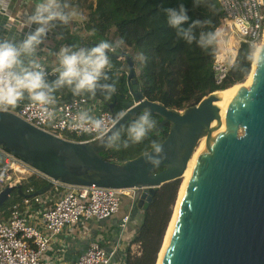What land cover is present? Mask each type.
I'll use <instances>...</instances> for the list:
<instances>
[{"label":"water","instance_id":"water-1","mask_svg":"<svg viewBox=\"0 0 264 264\" xmlns=\"http://www.w3.org/2000/svg\"><path fill=\"white\" fill-rule=\"evenodd\" d=\"M114 58H124L127 65L130 99L121 123L148 108L161 119L154 132L168 127L159 167L148 165L143 153L121 163L106 161L101 156L106 149L98 141L64 140L3 110L0 147L64 185L133 190V221L161 186L180 182L199 142L218 131L187 184L161 264H264V64L256 61L249 87L235 93L226 107L215 105L219 99L215 92L197 105L175 111L143 98L128 54L119 51ZM108 110L114 113V106ZM49 189L44 186L31 196ZM13 190L0 193V207ZM15 190L21 195L20 187Z\"/></svg>","mask_w":264,"mask_h":264},{"label":"built area","instance_id":"built-area-1","mask_svg":"<svg viewBox=\"0 0 264 264\" xmlns=\"http://www.w3.org/2000/svg\"><path fill=\"white\" fill-rule=\"evenodd\" d=\"M216 1L222 9V18L217 27L221 31V36L220 44L216 47L212 70L214 83L219 86L226 79L234 63L239 44L246 43L255 49L261 42L264 32V0ZM0 14L6 16L1 9ZM86 21L87 16L82 13L75 21L72 32L68 30L69 33L83 38L84 36L78 32L85 33L83 25ZM57 33H63L65 37L64 26L56 25L47 39L55 38ZM230 38L233 39L232 45H229ZM119 51L113 53L112 58L121 63L120 70L127 79L124 58H114ZM45 60L43 57L41 62L50 68ZM51 79L54 77L49 76V80ZM58 95L56 117L52 122L42 119L37 109L26 99L14 107L0 110L13 113L29 125L64 140L80 143L97 141L95 136L72 126L73 114L76 111L73 98L66 99L67 94L64 92ZM127 97L130 99L128 89ZM102 104L103 101L98 94L97 98L86 102L93 115L108 122L114 113L104 110ZM83 106L85 105H81ZM31 178L44 183L45 186L50 185V189L41 195L31 196L36 192L32 186L27 185ZM17 187L21 189V199L9 205L4 212H0V264H40L41 256L46 252L52 239L73 227H80L79 232L82 235H89V223L112 218L118 213L122 200L124 198L131 200L133 195V190L61 184L37 172L0 147V193L6 188L14 189L13 192H16ZM143 213L144 211L138 210L137 216H142ZM130 214L129 205V210L120 220L122 235L127 233L131 222ZM127 250L130 255H139L140 246L137 243L130 245L128 242L125 248H121L118 242L107 249L100 241L90 239L74 261L68 263L53 261L50 264H125Z\"/></svg>","mask_w":264,"mask_h":264},{"label":"trees","instance_id":"trees-1","mask_svg":"<svg viewBox=\"0 0 264 264\" xmlns=\"http://www.w3.org/2000/svg\"><path fill=\"white\" fill-rule=\"evenodd\" d=\"M209 3L211 6L202 3L199 7L193 8L191 0H185L190 18L208 21L203 26L205 31L216 29L222 18L219 3L216 0H209ZM75 4L77 12L78 9H84V3L75 1ZM175 5L176 0H91L85 9L87 21L83 28L86 37L70 34L68 29H64L65 37L62 42L91 46L102 39L122 40V46L143 56L136 73L137 87L143 98L170 110L182 111L189 106L197 105L209 94L243 83L251 71L254 48L251 47L250 50L249 44L240 43L226 79L221 85H215L212 63L216 49L202 51L194 44L186 45L175 38L174 31L167 26L162 12L163 8ZM232 43L233 40L230 39L229 45ZM112 65L113 71L110 75L112 74L117 81V93L111 101L100 98L104 110L113 105L116 113L125 110L129 98L125 75L120 70L121 63L112 58ZM70 97L69 94L66 95V99ZM153 117L158 125L160 117L157 115ZM167 131L168 127L165 126L158 132H153L152 137L161 143ZM146 147L147 142L119 153L106 149L101 156L106 161L121 163L139 156ZM179 184V181L169 182L155 192L129 241L130 245L139 244L140 253L130 255L127 250L125 264H155L172 216ZM27 185L32 186L35 191L45 186L34 178L29 179ZM20 199L21 196L13 192L0 207V212H4L9 205Z\"/></svg>","mask_w":264,"mask_h":264},{"label":"clouds","instance_id":"clouds-1","mask_svg":"<svg viewBox=\"0 0 264 264\" xmlns=\"http://www.w3.org/2000/svg\"><path fill=\"white\" fill-rule=\"evenodd\" d=\"M191 2L193 8L202 3L211 6L209 0ZM162 12L175 38L186 45L213 51L220 44V29L203 30L208 21L190 18L185 0H176L174 7H165ZM77 15L70 0H36L24 20L26 30L22 37L0 38V108L14 107L26 99L42 119L52 122L56 117L58 94L67 93L76 106L73 127L95 136L101 148L117 153L147 142L143 158L152 168L159 167L163 146L152 137L157 121L150 109L145 108L134 119L121 123L124 111L114 113L106 122L86 106L98 93L104 101H111L117 93V81L110 75L112 54L123 41L102 39L91 46L60 43L55 50L44 47L56 25L67 26ZM55 39L63 41V33H57ZM43 53L54 57V66L47 68L41 62ZM255 58L258 64H264V52ZM49 76L54 79L49 80Z\"/></svg>","mask_w":264,"mask_h":264},{"label":"crops","instance_id":"crops-1","mask_svg":"<svg viewBox=\"0 0 264 264\" xmlns=\"http://www.w3.org/2000/svg\"><path fill=\"white\" fill-rule=\"evenodd\" d=\"M35 3L36 0H0V9L6 14V16L0 14V38L20 39L26 30L24 20L30 14ZM71 3L76 9L77 5L73 1ZM76 20L77 17L75 16L69 25L64 26V29H68L71 33ZM60 43L63 42L50 38L46 39L44 47L55 50ZM42 56L46 59L48 66H54L53 56L47 53H43ZM120 220L121 218L112 217L106 221L91 222L88 224L89 235L87 236L79 232L80 227H73L64 231L51 240L46 252L41 256L40 264H50L53 261L65 263L74 261L83 252L90 239L100 241L107 249L118 242L121 244V248H125L138 225L130 227L131 221L127 233L122 235Z\"/></svg>","mask_w":264,"mask_h":264},{"label":"bare ground","instance_id":"bare-ground-1","mask_svg":"<svg viewBox=\"0 0 264 264\" xmlns=\"http://www.w3.org/2000/svg\"><path fill=\"white\" fill-rule=\"evenodd\" d=\"M263 38H264V32H263V37L261 39V42H259L256 45V47H255V50H254V53H253V56H252L253 57V61H252L251 71H250L249 76L246 78V80L243 83L234 85V86H232V87H230V88H228L226 90L219 91V92L215 93V95H217V97L219 98L218 101L215 103L216 106L218 104V105H221L223 107H226L230 103V101L234 98V94L235 93H237L242 88H248L249 87L250 82H251V79H252L253 72L255 70V63H256V58L255 57H256V55L258 53H260V50H261L262 45H263ZM230 39L233 40L232 38H230ZM258 45H259V47L257 48ZM219 110H220L221 118L224 119V115H223L222 108H219ZM218 133H219L218 131L211 132L206 137H204L199 142L198 146L196 147V149L193 152V155H192L190 161L188 162L187 168H186L184 174L182 175V177L180 179V184H179V189H178L177 196H176V199H175V204H174V206L172 208L173 209L172 210L173 213H172V216H171L170 221L168 223L166 233H165V235L163 237L162 247H161V249L159 251V254L157 256L156 264H161L162 257H163V253H164L165 248L167 246V243L169 241V238H170V235L172 233V229L174 227V224H175L177 215L179 213V210H180V207H181V204H182L184 195L186 193L187 184H188L190 178L193 175L194 169H195L197 163L199 162V158L203 154V151L205 149V146Z\"/></svg>","mask_w":264,"mask_h":264},{"label":"rangeland","instance_id":"rangeland-1","mask_svg":"<svg viewBox=\"0 0 264 264\" xmlns=\"http://www.w3.org/2000/svg\"><path fill=\"white\" fill-rule=\"evenodd\" d=\"M73 1V3H75V1L77 2H79V3H84V9H78V15L76 16L77 17V19H78V17H80V15L82 14V13H84L85 14V16H87V11H85V9H86V7H87V5L91 2V0H72ZM72 1H70V2H72ZM93 1V0H92ZM78 34H80V35H83L84 37H86V33H83V31H80V32H78ZM259 47V45L257 46V48ZM119 49H120V51H122V52H124V53H126V54H128L132 59H133V61H134V68H135V72L137 73V71H138V69H139V64H140V62H141V54L140 53H136V52H134V51H132V50H130L129 48H127V47H125V46H122V45H120V47H119ZM255 50V49H254ZM129 205H130V200H129V198H124L123 200H122V203H121V206H120V209H119V211H118V213L116 214V215H114L113 217L114 218H121L123 215H125L126 213H127V211L129 210ZM173 210V209H172ZM172 213H173V211H172ZM140 219H141V216L140 215H138V216H136L135 218H134V220L130 223V227H135L136 225H138V223L140 222ZM1 220V219H0Z\"/></svg>","mask_w":264,"mask_h":264}]
</instances>
